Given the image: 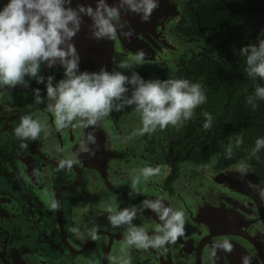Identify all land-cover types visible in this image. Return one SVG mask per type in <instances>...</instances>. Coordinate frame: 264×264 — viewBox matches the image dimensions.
<instances>
[{"label": "flooded vegetation", "instance_id": "obj_1", "mask_svg": "<svg viewBox=\"0 0 264 264\" xmlns=\"http://www.w3.org/2000/svg\"><path fill=\"white\" fill-rule=\"evenodd\" d=\"M234 1L237 8L226 6L222 0L183 2L181 21L171 29L187 39L203 42L207 51L188 48L175 63L147 61L131 69L118 67L127 57L114 51L106 68L126 73L135 70L145 79L186 78L200 83L206 101L194 109L192 118L178 126L140 135L136 132L140 116L133 106L113 111L95 127L96 144L90 145L94 154L81 153L70 170H57V161L76 149L80 134L52 126L51 114L45 111L44 85L33 79L27 87L0 89V264H109L107 257L119 254L125 226L109 225L104 210L107 204L123 208L139 206L141 200L154 194L178 196L181 167L210 163L214 155L213 165L222 169L246 161L248 172L264 188L260 176L264 148L257 153L258 158L249 155L255 138L264 136V131L239 113L242 104L237 101L254 84L245 71V57L238 50L243 45L256 44L257 37L264 34V8L249 5L247 10L242 7L244 0ZM230 12L246 15V25L237 19L229 23L219 18ZM257 14L262 16L252 21ZM57 67L42 66L41 72L60 79L61 68ZM35 88L40 89L39 104L34 102ZM205 112L213 117L208 129L202 127ZM30 113L39 119L47 118L49 135L42 131L36 139L26 140L27 147L22 149L13 129L21 116ZM238 137L242 140L239 145ZM57 145L63 148L62 153L55 151ZM109 157L113 160L108 161ZM142 164L159 166L161 172L147 181L141 179L133 191L131 181ZM126 165L129 172L123 168ZM50 201L59 206L50 208ZM148 211L144 209L133 223L145 224ZM184 211V234L192 231L188 237L193 238L196 230L201 231V238H212L219 232L215 223L205 232L202 224L207 218L206 210ZM196 213L204 216L196 217ZM197 221L201 223L195 225ZM157 223L156 216L152 217L151 232ZM74 225L96 226L97 239H77L71 231ZM168 251L165 245L163 250L130 248L129 254L132 264H178ZM197 251L208 249L200 243Z\"/></svg>", "mask_w": 264, "mask_h": 264}, {"label": "clouds", "instance_id": "obj_2", "mask_svg": "<svg viewBox=\"0 0 264 264\" xmlns=\"http://www.w3.org/2000/svg\"><path fill=\"white\" fill-rule=\"evenodd\" d=\"M158 4L159 0H114L111 4L108 0H94V6L78 3L73 7L72 0H0V89L17 85L27 87L33 79L37 84L42 83L47 101L45 111L51 114L52 126L56 130L72 129L80 134L76 149L58 158L57 170H70L81 153L94 154L90 145L96 144L95 127L113 111L133 106L140 116L136 132L143 135L188 121L194 109L206 101L201 84L186 78L145 79L135 70L126 73L104 67L98 71L79 68L80 56L72 38L80 31L84 17L90 21L88 29L92 39L112 40L118 30L122 36L132 35L127 21L121 19V12L134 13L147 22ZM238 52L245 57L248 77L264 80V34L257 37L256 44L243 45ZM144 57V51L138 49L118 67L131 69L134 64H142ZM56 65L62 69L60 79L41 72L42 66L53 68ZM33 92L34 102L39 104L40 89L35 88ZM256 99L264 100V86L256 85L246 102L255 109ZM204 116L202 127L208 129L213 117L207 112ZM42 131L45 136L49 135L47 118L39 119L30 113L20 117L13 134L23 149L27 147L26 140L36 139ZM241 142L238 137L236 144ZM262 148L264 136H258L249 155L257 157ZM55 151L62 153L64 150L57 145ZM215 159L214 155L204 167L211 169ZM232 167L244 175L249 165L242 160ZM136 171L138 175L131 181L133 191L141 179L147 181L158 175L161 168L145 164ZM257 191L264 199V188L257 187ZM167 199L166 194H154L152 199L141 200L139 206L121 208L107 204L104 210L109 225L125 226L119 254L108 256L109 264H132L130 248L163 250L166 244L170 245L183 235L186 213L183 208L165 203ZM48 206L55 209L59 205L50 201ZM84 207L87 209V205ZM144 209L152 210L158 220L151 233L143 224L133 223ZM71 231L77 239H97L96 226L74 225ZM214 247L230 251L232 245L224 240L215 242ZM241 264H251L250 256H243Z\"/></svg>", "mask_w": 264, "mask_h": 264}, {"label": "water", "instance_id": "obj_3", "mask_svg": "<svg viewBox=\"0 0 264 264\" xmlns=\"http://www.w3.org/2000/svg\"><path fill=\"white\" fill-rule=\"evenodd\" d=\"M184 1L159 0L158 7L153 10L147 22L141 21L134 13L121 12V19L127 21L132 35L122 36L118 30L116 38L112 40L92 39L88 29L90 21L84 17L80 31L72 38L80 56V70L98 71L101 67L108 68L114 51L122 52L129 59L138 49H142L145 53L143 63L156 61L165 64L178 61L182 51L188 48L207 51L209 48L203 42L187 39L171 29L172 25L181 21ZM108 2L111 4L114 0ZM78 3L94 6V0H72L73 7ZM59 72L62 73V69ZM111 160L109 157L108 161ZM208 164H184L180 171L178 196H167L165 203L170 202L174 207L184 210H206L205 216L209 218L202 224L206 226L205 232H209L211 223H215L220 230L212 238L198 237L201 232L199 230L195 231L193 238L188 237L192 231L187 230L186 234L183 232L170 245L166 244L170 256L178 264H201L202 261L204 264H241V258L248 255L251 264H264V199L257 191V187L261 186L254 180L252 173L247 171L241 175L235 171L232 167L234 164L223 169L213 164L211 169L205 168ZM130 166L134 167L133 164ZM123 168L130 171L128 165ZM154 216L155 213L149 209L145 224L141 223L149 232L151 218ZM195 216L204 214L196 213ZM189 220L195 222V219ZM199 223L201 221L195 225ZM224 240L231 243L230 251L214 247L215 242ZM200 243L208 251H197Z\"/></svg>", "mask_w": 264, "mask_h": 264}, {"label": "trees", "instance_id": "obj_4", "mask_svg": "<svg viewBox=\"0 0 264 264\" xmlns=\"http://www.w3.org/2000/svg\"><path fill=\"white\" fill-rule=\"evenodd\" d=\"M222 2H226V6H232L234 8H237L234 5V0H222ZM249 5H251L254 8H258L259 5H261L264 8V0H244V5L242 7L246 6V9L248 10ZM262 14H257L252 18V21H254L257 17H261ZM221 20L225 19L229 23L230 22H235L236 19L239 23H243L246 25V15H240L236 16L232 14L231 12L227 16H219ZM264 84V80H261L260 78H256L254 80V84L250 86L246 91L243 92V94L238 98V102L242 104L241 110H239V113L244 115V118L247 120H253L254 126L257 125L261 131H264V100L256 99V108L253 109L250 104L246 102L247 97L251 95L254 92L255 86L256 85H262ZM257 128V127H255ZM261 170V175L262 178L264 179V165H260Z\"/></svg>", "mask_w": 264, "mask_h": 264}]
</instances>
